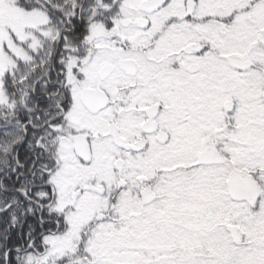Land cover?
I'll use <instances>...</instances> for the list:
<instances>
[{
    "label": "snow or ice",
    "instance_id": "obj_1",
    "mask_svg": "<svg viewBox=\"0 0 264 264\" xmlns=\"http://www.w3.org/2000/svg\"><path fill=\"white\" fill-rule=\"evenodd\" d=\"M0 264H264V0H0Z\"/></svg>",
    "mask_w": 264,
    "mask_h": 264
}]
</instances>
